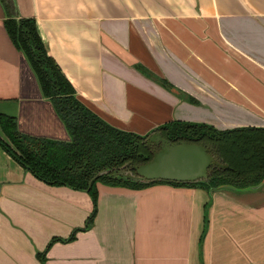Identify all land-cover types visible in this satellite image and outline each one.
Instances as JSON below:
<instances>
[{"label": "crops", "instance_id": "crops-1", "mask_svg": "<svg viewBox=\"0 0 264 264\" xmlns=\"http://www.w3.org/2000/svg\"><path fill=\"white\" fill-rule=\"evenodd\" d=\"M22 17L35 19L76 96L120 129L264 128V0H0V114L23 135L65 141L7 33L6 19ZM97 191L91 227L75 233L89 195L44 184L0 146V264H264V183Z\"/></svg>", "mask_w": 264, "mask_h": 264}, {"label": "trees", "instance_id": "trees-1", "mask_svg": "<svg viewBox=\"0 0 264 264\" xmlns=\"http://www.w3.org/2000/svg\"><path fill=\"white\" fill-rule=\"evenodd\" d=\"M5 27L12 43L28 60L42 95L52 103L65 126L68 139L59 141L23 135L13 117L0 114V128L8 139L5 142L0 137V146L26 172L44 184L65 186L89 195L92 211L85 226L75 233L91 227L97 212L98 184L140 189L162 183L213 191L226 189L224 187L242 189L264 179V128L216 129L207 123L182 120L167 122L158 130L170 142L204 144L215 151L222 163L227 164V169L214 168L207 182L198 183H137L114 173L130 170V167H125L127 163L138 165L151 158L153 147L147 145L146 135L112 125L76 96L70 82L48 55L33 17L8 18ZM102 170H110V173L99 176L89 187L92 177ZM204 222L207 224L206 214ZM56 240L59 239L51 242ZM40 258L44 264V257L40 255Z\"/></svg>", "mask_w": 264, "mask_h": 264}, {"label": "water", "instance_id": "water-1", "mask_svg": "<svg viewBox=\"0 0 264 264\" xmlns=\"http://www.w3.org/2000/svg\"><path fill=\"white\" fill-rule=\"evenodd\" d=\"M145 141L148 146L156 147L151 152V158L138 165L127 163L125 167H130V170L114 173L123 175L137 183L158 181L198 183L207 182L212 169L228 168L227 164L220 161L215 151L204 144L186 141L170 142L163 137L158 128L146 134ZM108 173L110 170L97 172L90 180L89 187L96 178ZM263 183L264 179L256 185L242 189L224 188L231 191H254L260 188Z\"/></svg>", "mask_w": 264, "mask_h": 264}, {"label": "rangeland", "instance_id": "rangeland-1", "mask_svg": "<svg viewBox=\"0 0 264 264\" xmlns=\"http://www.w3.org/2000/svg\"><path fill=\"white\" fill-rule=\"evenodd\" d=\"M7 140H8V139H7ZM205 211H206V213H204V216H205V214H206V216H207V207H206Z\"/></svg>", "mask_w": 264, "mask_h": 264}, {"label": "flooded vegetation", "instance_id": "flooded-vegetation-1", "mask_svg": "<svg viewBox=\"0 0 264 264\" xmlns=\"http://www.w3.org/2000/svg\"><path fill=\"white\" fill-rule=\"evenodd\" d=\"M155 148H156V147H153V149H155ZM153 149H152V150H153Z\"/></svg>", "mask_w": 264, "mask_h": 264}]
</instances>
